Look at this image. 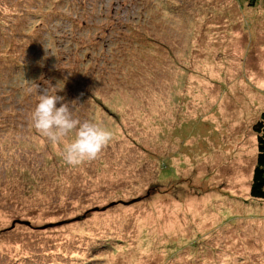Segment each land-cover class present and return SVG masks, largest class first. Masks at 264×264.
<instances>
[{
    "label": "rangeland",
    "instance_id": "374dc122",
    "mask_svg": "<svg viewBox=\"0 0 264 264\" xmlns=\"http://www.w3.org/2000/svg\"><path fill=\"white\" fill-rule=\"evenodd\" d=\"M263 75L264 0H0V264H264ZM34 83L98 158L33 128Z\"/></svg>",
    "mask_w": 264,
    "mask_h": 264
},
{
    "label": "clouds",
    "instance_id": "9594fccd",
    "mask_svg": "<svg viewBox=\"0 0 264 264\" xmlns=\"http://www.w3.org/2000/svg\"><path fill=\"white\" fill-rule=\"evenodd\" d=\"M31 90L38 95V102L31 113L32 126L50 142L64 141V161L70 166H78L98 158L112 140V131L96 121L74 118L75 102H65L53 87L40 89L34 83ZM70 133L72 139L67 140Z\"/></svg>",
    "mask_w": 264,
    "mask_h": 264
},
{
    "label": "trees",
    "instance_id": "16d2710c",
    "mask_svg": "<svg viewBox=\"0 0 264 264\" xmlns=\"http://www.w3.org/2000/svg\"><path fill=\"white\" fill-rule=\"evenodd\" d=\"M40 1L38 0V3ZM246 1L252 5L256 3V0ZM11 8H13L12 13L18 15L17 5ZM253 130L256 135L257 152L249 187V196L255 200H264V110L253 124Z\"/></svg>",
    "mask_w": 264,
    "mask_h": 264
},
{
    "label": "bare ground",
    "instance_id": "6f19581e",
    "mask_svg": "<svg viewBox=\"0 0 264 264\" xmlns=\"http://www.w3.org/2000/svg\"><path fill=\"white\" fill-rule=\"evenodd\" d=\"M207 32H208V31H207ZM166 46H167V45H166ZM169 47H170V46H169ZM184 49H185V48H184ZM175 50H176V49H175ZM177 50H178V49H177ZM170 51H171V50H170ZM171 53H173V51H172ZM175 53H176V52H175ZM182 53H183V52H182ZM120 54H121V53H120ZM170 56H171V55H170ZM172 56H173V55H172ZM170 58H171V57H170ZM174 58H175V57H174ZM221 61H222V60H221ZM235 61H236V60H235ZM228 62H229V61H228ZM229 64H230V63H229ZM230 67H231V65H230ZM189 69H190V68H189ZM195 74H196V73H195ZM221 75H222V73H221ZM242 76H243V75H242ZM250 76H251V75H250ZM250 76H249V78H250ZM263 76H264V75H263ZM263 76H262V77H263ZM262 77H261V79H262ZM176 78H177V77H176ZM180 78H181V77H180ZM238 78H240V77H238ZM235 79H236V81H237V78H235ZM173 80H174V79H173ZM173 80H172V81H173ZM179 80H180V79H179ZM258 80H259V79H258ZM258 80H257V81H258ZM243 81L246 82V80H243ZM232 82H233V81H232ZM180 83H181V82H180ZM230 83H231V82H230ZM257 83H259V82H257ZM200 84H201V83H200ZM200 84H199V85H200ZM228 85H229V83H228ZM262 85H263V84H262ZM173 86H174V85H173ZM255 86H256V85H255ZM181 87H182V84H181ZM181 87H180V89H181ZM251 87H252V85H251ZM258 87H259V86H258ZM260 87H263V86H260ZM199 88H200V87H199ZM199 88H198V89H199ZM178 89H179V87H178ZM202 89H203V88H202ZM263 89H264V88H263ZM195 90H197V89H195ZM225 90H226V89H225ZM235 90H236V89H235ZM179 91H180V90H179ZM182 91H183V90H182ZM201 91H202V90H201ZM244 91H245V90H244ZM259 91H260V90H259ZM259 91H258V92H259ZM198 92H199V91H198ZM188 93H189V92H188ZM237 94H238V93H237ZM237 94H236V95H237ZM260 94H261V92H260ZM198 95L200 96L201 93L198 94ZM198 95H196V96H198ZM263 95H264V94H263ZM263 95H262V96H263ZM177 96H178V95H177ZM185 96H186V94H185ZM201 96H202V95H201ZM135 97H137V96H135ZM189 97H190V96H189ZM189 97H188V98H189ZM242 97H243V96H242ZM132 98H133V97H132ZM168 98H169V97H168ZM184 98H185V97H184ZM199 98H201V97H199ZM199 98H198V99H199ZM260 98H261V97H260ZM262 98H263V97H262ZM186 99H187V96H186ZM195 99H196V97H195ZM237 99H239V98L237 97ZM258 99H259V98H258ZM139 100H140V99H139ZM158 100H159V99H158ZM196 100H197V99H196ZM197 101H198V100H197ZM158 102H160V101H158ZM188 102H189V101H187V103H188ZM143 103H144V102H143ZM235 103H236V102H235ZM148 105H149V104H148ZM168 105H169V104H168ZM169 106H170V105H169ZM172 106H173V105H172ZM174 107H175V106H174ZM192 107H194V106H192ZM170 108H171V107H170ZM136 110H137V109H136ZM191 110H192V108H191ZM200 111H201V110H200ZM139 114H140V113H139ZM195 114H196V113H195ZM132 115H133V114H132ZM122 116H123V115H122ZM141 116H142V115H141ZM171 119H172V118H171ZM173 119H175V117H174ZM173 119H172V120H173ZM176 119H177V118H176ZM122 123H123V122H122ZM160 125H161V123H160ZM170 143H172V142H170ZM172 145H173V144H172ZM190 205H191V204H190ZM208 205H209V204H208ZM188 206H189V203H188ZM188 206H187V207H188ZM189 207H190V206H189ZM205 213H207V212H205ZM200 214H201V213H200ZM206 218H207V217H206ZM183 229H184V228H183Z\"/></svg>",
    "mask_w": 264,
    "mask_h": 264
}]
</instances>
